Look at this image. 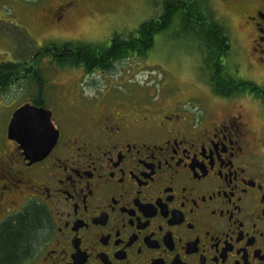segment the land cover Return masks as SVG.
I'll list each match as a JSON object with an SVG mask.
<instances>
[{"label": "flooded vegetation", "instance_id": "flooded-vegetation-1", "mask_svg": "<svg viewBox=\"0 0 264 264\" xmlns=\"http://www.w3.org/2000/svg\"><path fill=\"white\" fill-rule=\"evenodd\" d=\"M86 2L56 0L41 27L59 28ZM218 2L213 19L245 42L247 68L232 60L241 88L216 97L212 115L190 100L171 108L78 91L79 113L59 120L54 106L30 99L24 104L51 110L59 130L49 154L31 162L8 137L24 104L12 112L0 144V228L42 210L19 264H264V84L241 76L264 81V0ZM29 67L16 79L34 77Z\"/></svg>", "mask_w": 264, "mask_h": 264}, {"label": "rangeland", "instance_id": "rangeland-1", "mask_svg": "<svg viewBox=\"0 0 264 264\" xmlns=\"http://www.w3.org/2000/svg\"><path fill=\"white\" fill-rule=\"evenodd\" d=\"M55 1L0 0V63L16 61L30 64L38 60L34 77L16 80L6 93L0 91V144H6L5 127L12 112L37 97L56 108L59 120L71 119L79 113L72 104L78 91L87 97L114 95L136 99L140 103L145 98H154L165 101L171 108L177 101L190 100V105H196L192 107L194 111H201V106L197 105L203 104L202 107L205 105L211 115L220 109L221 101L215 102L219 95L213 91L209 81L212 69L208 67L199 42L184 35L178 21L169 31L157 35L146 56L134 55L117 61L112 69L105 70L106 73H88L79 67H58L51 62V56H40L54 44L80 40L102 43L114 33L128 35L143 22L160 15L164 0H87L75 17L66 23L61 22L59 28L53 25L42 28V16ZM170 1L183 6L181 0ZM197 3L200 5L198 13L203 16H215L222 10L218 0H198ZM224 30L233 46L227 55L229 64L226 67L232 75V60L239 68H247L243 55L239 53L245 42L236 32L232 33L226 27ZM222 64L225 66L223 60ZM241 76L264 84L249 72ZM246 107L252 128L260 130L256 112L249 104ZM257 115L262 117L263 113L257 112Z\"/></svg>", "mask_w": 264, "mask_h": 264}, {"label": "trees", "instance_id": "trees-1", "mask_svg": "<svg viewBox=\"0 0 264 264\" xmlns=\"http://www.w3.org/2000/svg\"><path fill=\"white\" fill-rule=\"evenodd\" d=\"M197 1L181 0L183 6L180 7L170 0H164L160 16L143 22L128 35L114 33L109 40L102 43L80 40L54 44L41 52L40 56H51V62L58 67H79L88 73L110 70L117 61L134 55L146 56L154 46L157 35L169 31L178 21L181 32L199 42L208 67L212 69L209 81L213 91L218 95L231 96L241 88L234 80L236 76L231 75L226 69L227 66L222 64L223 57L229 54L232 47L231 39L225 32V27L215 21L212 14L203 16L198 13L200 5ZM37 63L38 60H33L29 64L30 71L36 68ZM24 65L27 63H0L1 93H6L16 83V78L24 71ZM33 101L37 105H43L41 97L39 100L33 98ZM41 211L37 207H30L13 221L8 220L3 224L0 228V264L20 263L22 255L32 246L33 234L42 222Z\"/></svg>", "mask_w": 264, "mask_h": 264}, {"label": "water", "instance_id": "water-1", "mask_svg": "<svg viewBox=\"0 0 264 264\" xmlns=\"http://www.w3.org/2000/svg\"><path fill=\"white\" fill-rule=\"evenodd\" d=\"M59 130L50 109L26 103L11 118L8 137L20 143L31 162L42 160L55 146Z\"/></svg>", "mask_w": 264, "mask_h": 264}]
</instances>
